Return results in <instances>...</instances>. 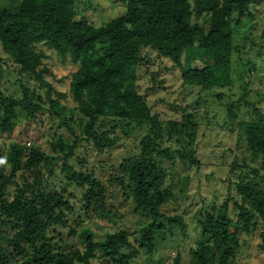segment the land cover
Segmentation results:
<instances>
[{"label": "trees", "instance_id": "1", "mask_svg": "<svg viewBox=\"0 0 264 264\" xmlns=\"http://www.w3.org/2000/svg\"><path fill=\"white\" fill-rule=\"evenodd\" d=\"M123 1L126 14L101 28L92 26L85 16L77 18L78 0H20L0 9V46L6 57L21 76L30 77L47 90L45 101L41 96L35 98L26 87L21 99L8 95L0 64V134L14 132L20 110L36 121L47 104L56 117L61 111L69 112L59 101L67 100L68 95L59 93L46 80L52 72L44 66L46 54L38 52L37 47L44 45L62 59H70L78 68L71 77L69 98L86 120L85 138L98 150L116 144L100 131L106 124L112 128L123 124L126 129L150 127L142 140L140 157L121 165V175L114 180L123 194L131 196L139 214L149 219L139 229V249L132 243L134 235L126 230L106 233L99 240L91 229L84 228L78 234L81 248L68 254L48 243L50 229L67 228L65 215L74 214L75 209L63 193H48L41 188L43 165L64 163L68 185L86 187L85 212H97L101 218L109 217V222L113 219L106 210L108 189L103 182L68 164L83 139L69 143L59 138L50 143V155L38 147L26 154L20 144L12 145L7 156L9 177L4 174L6 166L0 155V226L8 224L13 231L10 237L0 232V243L7 247L0 249V264H131L138 250L154 256L160 241L168 235L185 236L188 225L184 218L161 212L175 195L169 188L164 190L166 171L156 157L173 160L175 155L170 149H162L164 124L138 91L137 72L147 64L142 52L151 49L182 68L187 87L226 88L232 84L235 57L242 60L245 54V47L236 40V30L243 20L251 18V1ZM203 18L208 28L199 24ZM235 109L233 105L228 110L230 124L246 136L247 148L254 160H261V167L242 166L243 172L233 184L237 197L229 190L225 202L213 206L199 221L201 239L191 250L195 257L191 264H233L242 247V235L252 234L260 222L264 224V113L254 108L250 119L238 122ZM168 125L171 138L188 136L192 140L196 136L194 126L183 125L179 131L177 123ZM181 158L193 167L200 166L194 152ZM19 173L31 174L34 182L23 186L15 182L17 192L13 200H7L5 192ZM262 238L260 248L264 250V234ZM168 264H182V257L178 254Z\"/></svg>", "mask_w": 264, "mask_h": 264}, {"label": "rangeland", "instance_id": "2", "mask_svg": "<svg viewBox=\"0 0 264 264\" xmlns=\"http://www.w3.org/2000/svg\"><path fill=\"white\" fill-rule=\"evenodd\" d=\"M19 1L0 0V9L16 5ZM249 1L251 18L243 20L236 30V40L240 47H245V54L242 60L235 57L232 84L226 88L204 90L187 87L183 84L182 68L161 57L156 51L145 49L142 52L147 64L138 69V91L164 124L166 134L161 142L162 149H170L175 155L173 160L160 155L156 157L157 163L166 171L163 188L171 189L175 195L170 203L162 207L161 212L166 216H181L188 227L185 236L177 233L173 238L168 235L166 240H161L158 253L154 256H147L143 250H138V255L131 264H168L178 254L182 257V264H191L195 259L191 250L198 247L201 239L199 221L213 206H221L225 202L229 190L233 197H237L233 184L239 180L243 172L242 166L247 164L253 169L261 167V160H254L247 148L246 136L235 124H230L228 111L233 105L236 106L238 122L250 119L254 108L264 113V0ZM76 10L78 19L85 16L92 26L101 28L124 16L126 5L123 0H78ZM198 22L208 28L207 19L203 18ZM37 51L46 54L44 66L52 72L46 80L59 93L68 95L67 100L59 101L61 107H67L69 112L64 114L61 111L60 117H56L47 104L46 111L36 121L28 119V114L20 110L14 132L0 134V155L6 166L5 176H10L7 156L16 143L24 148L26 154L38 147L50 155L52 141L62 138L74 143L83 139L68 164L75 171L91 173L103 182L108 189L106 210L112 213L113 219L109 222V217L101 218L94 211L88 214L85 212L86 187L68 185L64 163L43 165L40 171L41 188L48 193H63L75 209L74 214L65 215L67 228L50 229L48 243L68 254L81 248L78 234L84 228L91 229L99 240L104 239L106 233L126 230L134 235L132 243L139 249V229L149 219L139 214L131 196L123 194L114 180L121 175V165L140 157L142 140L150 127L145 125L137 129H126L123 124L117 128L106 124L100 131L108 134L116 144L98 150L92 141L85 138L83 129L86 120L76 111V105L69 98L71 77L78 66L68 58L57 56L44 45L38 46ZM0 64L3 69V86L8 95L21 99L24 96L23 87H26L35 98L41 96L45 101L47 90L30 77L21 76L19 69L6 57L1 46ZM196 65L202 67L199 63ZM64 120L67 124H64ZM168 123H177L179 131L183 125L194 126L196 136L192 140L188 136L185 139L179 136L171 138L168 135ZM192 152L199 160V167H193L189 161L181 158ZM24 175L17 174V178L7 188V200H13L17 192L15 182L20 186L34 182L31 174ZM0 232L5 233L6 237L13 233L8 224L1 225ZM263 234L262 222L252 234H243L242 247L233 264H264V250L260 248ZM0 249H7L4 242L0 243Z\"/></svg>", "mask_w": 264, "mask_h": 264}]
</instances>
